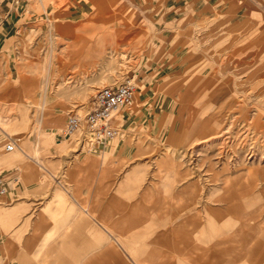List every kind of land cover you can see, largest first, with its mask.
I'll use <instances>...</instances> for the list:
<instances>
[{
	"label": "rangeland",
	"instance_id": "rangeland-1",
	"mask_svg": "<svg viewBox=\"0 0 264 264\" xmlns=\"http://www.w3.org/2000/svg\"><path fill=\"white\" fill-rule=\"evenodd\" d=\"M25 11L29 24L17 32L10 64H0V115L10 120L0 122L3 158L27 154L25 142L52 133L61 145L44 152L49 160L86 154L84 128L63 137L67 118L86 114L97 90L132 81L125 112L143 121L141 106L159 111L105 145L127 140L133 159L146 162L140 170H171L173 180L163 191L166 212L149 221L152 236L121 264H152L159 254L170 264H202L197 253L184 255L198 242L210 257L223 253L224 264H258V253L264 264V0H27ZM43 116L63 124L37 128ZM180 182L187 192L175 200ZM250 220L263 221V248L242 259L231 241L252 234Z\"/></svg>",
	"mask_w": 264,
	"mask_h": 264
},
{
	"label": "crops",
	"instance_id": "crops-1",
	"mask_svg": "<svg viewBox=\"0 0 264 264\" xmlns=\"http://www.w3.org/2000/svg\"><path fill=\"white\" fill-rule=\"evenodd\" d=\"M26 1L0 0V64L6 61L10 64L18 46L17 32L29 24V20H25ZM30 21V24L37 23ZM140 91L135 102H140L145 94V90ZM125 109L120 111L122 115L118 118L122 129L141 120ZM140 110L145 121L146 116L159 111V107L145 104ZM48 119L43 120V124L38 119L36 127L46 125L56 129L63 124L62 118L56 122ZM0 122L5 128L10 124L9 118L2 115ZM0 130L3 131L1 126ZM38 135L41 139L40 133ZM44 135L49 137H42L44 139L39 143L25 142L27 154L11 156L9 160L1 155L0 145V179L2 188L7 190V193L4 191L5 198L0 201V262L121 264L124 254L135 252L129 248L152 236L153 230L148 226L151 216L166 212L163 191L171 185L172 171L140 170L144 161L133 159L136 150L128 146L127 140L111 142L107 146L103 144L94 153L82 154L75 150L68 157L63 155L49 160L44 152L53 148L52 143L60 146L61 142L58 138L52 141L51 135ZM45 165H52L54 170H47ZM184 183H179L181 189L174 195L175 200H180L184 187L183 193L187 192ZM231 197L234 198L235 194ZM246 225L252 234H244L241 241H231L242 259L245 254L247 256L249 248L253 252L263 248V221L250 220ZM181 228L182 224L178 223L173 230L178 232ZM228 243L225 239L216 242L219 246ZM195 245L192 251L184 254L186 259L193 260L192 254L197 253L202 264H224L223 253L210 257L202 242ZM158 256H149V262L170 264V256ZM162 256L165 262L161 261ZM257 256L254 262L259 264L263 256L259 253ZM236 263L234 257L226 264Z\"/></svg>",
	"mask_w": 264,
	"mask_h": 264
},
{
	"label": "built area",
	"instance_id": "built-area-1",
	"mask_svg": "<svg viewBox=\"0 0 264 264\" xmlns=\"http://www.w3.org/2000/svg\"><path fill=\"white\" fill-rule=\"evenodd\" d=\"M135 94V85L132 81H122L112 86L103 87L91 98L90 109L84 115L72 114L67 118L63 137L69 138L84 128L89 136L87 142L81 146L88 147L90 152L94 146L110 142L122 133L117 115L132 105ZM7 151H12L13 146H6ZM4 194L0 179V195Z\"/></svg>",
	"mask_w": 264,
	"mask_h": 264
},
{
	"label": "bare ground",
	"instance_id": "bare-ground-1",
	"mask_svg": "<svg viewBox=\"0 0 264 264\" xmlns=\"http://www.w3.org/2000/svg\"><path fill=\"white\" fill-rule=\"evenodd\" d=\"M52 66H53V63H49V66H47L45 69H46L47 71H49V70L52 68ZM46 70H45V71H46ZM49 76H50V75H49ZM49 78H50V77H49ZM49 81H50V80H49ZM44 88H45V89H48V81H47V82L45 81V83H44ZM260 227H261V226H260ZM260 227H259V228H260ZM261 228H262V227H261ZM248 247H249V246H248ZM238 252H240V251H238ZM240 256H241V255H240ZM238 257H239V256H238Z\"/></svg>",
	"mask_w": 264,
	"mask_h": 264
}]
</instances>
